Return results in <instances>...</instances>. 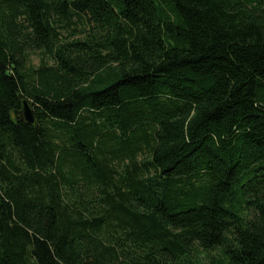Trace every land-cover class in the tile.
Here are the masks:
<instances>
[{
    "label": "trees",
    "instance_id": "obj_1",
    "mask_svg": "<svg viewBox=\"0 0 264 264\" xmlns=\"http://www.w3.org/2000/svg\"><path fill=\"white\" fill-rule=\"evenodd\" d=\"M0 264H264V0H0Z\"/></svg>",
    "mask_w": 264,
    "mask_h": 264
},
{
    "label": "water",
    "instance_id": "obj_2",
    "mask_svg": "<svg viewBox=\"0 0 264 264\" xmlns=\"http://www.w3.org/2000/svg\"><path fill=\"white\" fill-rule=\"evenodd\" d=\"M21 111H20V117L21 119L26 123L33 125L34 124V114L33 109L29 102L27 100L21 101Z\"/></svg>",
    "mask_w": 264,
    "mask_h": 264
},
{
    "label": "rangeland",
    "instance_id": "obj_3",
    "mask_svg": "<svg viewBox=\"0 0 264 264\" xmlns=\"http://www.w3.org/2000/svg\"><path fill=\"white\" fill-rule=\"evenodd\" d=\"M33 63H34L35 65L38 64V59H37L36 57L33 58Z\"/></svg>",
    "mask_w": 264,
    "mask_h": 264
}]
</instances>
